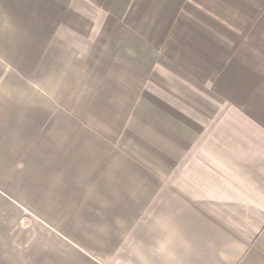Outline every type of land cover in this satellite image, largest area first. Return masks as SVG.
<instances>
[{
    "label": "crops",
    "instance_id": "obj_1",
    "mask_svg": "<svg viewBox=\"0 0 264 264\" xmlns=\"http://www.w3.org/2000/svg\"><path fill=\"white\" fill-rule=\"evenodd\" d=\"M61 3L0 27V264H264V0Z\"/></svg>",
    "mask_w": 264,
    "mask_h": 264
},
{
    "label": "rangeland",
    "instance_id": "obj_2",
    "mask_svg": "<svg viewBox=\"0 0 264 264\" xmlns=\"http://www.w3.org/2000/svg\"><path fill=\"white\" fill-rule=\"evenodd\" d=\"M36 2L37 0H5V3H2V0H0V27L2 23H8V22L13 23L14 26L10 28L11 30H13L11 38L13 40L14 39L17 40L16 42H18L19 45H21L22 43L24 44L26 41H29L32 37V34L28 33V29L27 31H23V32L21 31L22 28L26 27L24 22H28L27 26H30V27L31 25H36L37 23V22L35 23L31 22L32 17H25L28 12H29L28 14L30 15L31 11H35V9H37L39 11V14H41V16L45 17L46 19H49V17L53 18L54 10H52V7H51L52 0H45V2L40 6H37ZM69 2L71 3V0H64V1L62 0L61 6H66L69 8V10L70 9L72 10V8H74L73 10L76 11V13L81 14L83 16L82 18H85V19L92 18L91 20L94 21L93 23L95 25H97L96 23L97 21H95V19L101 18L100 17L101 13H103V15L105 14V12L102 11L101 6H87V8L89 9L92 8V11H90L84 6H71L72 3L68 6ZM77 2H79V4H82V3L84 4V2H87V3L89 2L90 5H93V4L99 5L100 0H77ZM56 11L57 9H55V13ZM72 17L73 15L69 16L68 12L66 13V16L64 17L65 20L60 21L59 31L65 32L66 30L68 32V30H70V27L67 25L66 20L72 19ZM51 21L52 20H49V22ZM22 25L25 27H23ZM78 27H81V29L80 30L78 29V32H77V35L79 37V35L82 34V32H84L85 27L84 25H83V28L82 26H79V25ZM0 33H1V29H0ZM78 41H80V38L79 40H77V42ZM26 224L28 223L25 222V225ZM32 225L33 224H30L29 227Z\"/></svg>",
    "mask_w": 264,
    "mask_h": 264
}]
</instances>
